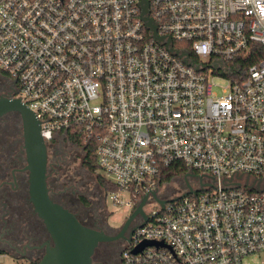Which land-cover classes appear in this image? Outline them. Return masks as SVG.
Instances as JSON below:
<instances>
[{
	"label": "built area",
	"instance_id": "1",
	"mask_svg": "<svg viewBox=\"0 0 264 264\" xmlns=\"http://www.w3.org/2000/svg\"><path fill=\"white\" fill-rule=\"evenodd\" d=\"M143 1L0 0V70L46 143L70 128L96 139L113 202L132 209L154 191L166 200L146 212L121 264H264V58L221 94L210 81L251 42L264 46V0H147L163 41ZM168 37L190 43L200 69ZM174 162L188 172L166 196ZM144 240L162 244L134 253Z\"/></svg>",
	"mask_w": 264,
	"mask_h": 264
},
{
	"label": "flooded vegetation",
	"instance_id": "2",
	"mask_svg": "<svg viewBox=\"0 0 264 264\" xmlns=\"http://www.w3.org/2000/svg\"><path fill=\"white\" fill-rule=\"evenodd\" d=\"M16 97H19L17 80L0 70V98ZM46 144L50 197L69 208L84 225L109 236L96 247V260L121 264L127 241L143 216L136 215L125 229L123 225H111L107 195L102 192L97 177L93 189L88 183L87 193L78 186L92 181L85 174L92 172L84 166V146L69 135ZM27 165L23 117L19 111H8L0 116V252L23 259L21 264L38 262L48 245L53 244L51 234L31 200ZM93 190L97 191L94 193Z\"/></svg>",
	"mask_w": 264,
	"mask_h": 264
},
{
	"label": "water",
	"instance_id": "3",
	"mask_svg": "<svg viewBox=\"0 0 264 264\" xmlns=\"http://www.w3.org/2000/svg\"><path fill=\"white\" fill-rule=\"evenodd\" d=\"M143 20L152 30L154 38L163 41L165 37L158 33L155 20L149 15V2L143 1ZM169 49L183 57L187 64L200 69L190 53L180 52L173 46L171 37L166 39ZM19 111L24 120L25 146L27 149V168L30 171V195L35 211L43 219L45 226L51 234L53 244H49L45 254L37 264H110L98 261L94 257L96 247L100 241L109 239L103 232L84 225L69 208L54 201L49 195L47 186V144L41 134V122L34 111L29 108L20 97L6 99L0 98V116L8 111ZM188 175H195L194 172ZM191 192L194 190L190 189ZM153 198L165 205L166 200L161 199L154 191ZM149 202V195H145L123 224L125 229L131 220L138 214L143 216V224L148 217L144 205ZM131 241V238H129ZM162 244L153 240H144L133 249L134 253L142 250L146 245Z\"/></svg>",
	"mask_w": 264,
	"mask_h": 264
},
{
	"label": "trees",
	"instance_id": "4",
	"mask_svg": "<svg viewBox=\"0 0 264 264\" xmlns=\"http://www.w3.org/2000/svg\"><path fill=\"white\" fill-rule=\"evenodd\" d=\"M173 44L178 48H186L190 53L191 57L200 62L199 57L194 53L192 46L188 42L174 40ZM264 58V46L259 42H251L249 47L235 54L231 59L224 60L225 69H220V71H215L220 73L226 78L232 81H242L246 78L248 70L251 65L258 63ZM68 134L71 139L81 143L84 146L85 157L84 166L87 167L91 172L95 173L101 188L104 189L106 195L112 191L118 190V186L106 178L104 175L97 172L99 168L97 159V141L96 139H87V133L82 131H75V129L70 128ZM188 172V169L184 167L181 162H174L164 170L163 181H172L175 178L183 177ZM139 202H137L133 209L136 208ZM38 262L28 263L37 264Z\"/></svg>",
	"mask_w": 264,
	"mask_h": 264
},
{
	"label": "rangeland",
	"instance_id": "5",
	"mask_svg": "<svg viewBox=\"0 0 264 264\" xmlns=\"http://www.w3.org/2000/svg\"><path fill=\"white\" fill-rule=\"evenodd\" d=\"M203 60L207 61L208 58L203 57ZM210 81L213 83V91L215 93H218V94H221L223 92V88L228 86V84H229L228 79L225 76L217 74V73H212L211 71H210ZM97 172L99 174H102L105 176L102 169L98 168ZM85 174L88 176V178L92 179V181H90L91 183L85 182L83 185H78V186L80 187L82 192L87 193V190H89L88 183L91 184V187L93 189L94 188L93 183L95 182V180H96L95 177L97 175L93 172L92 173L85 172ZM81 177H82V175H81ZM78 178H80V177H78ZM94 178H95V180H94ZM184 184H185V178L184 177L175 178L174 180H172L168 183V188H166V187L162 188L163 193L166 196L176 194L184 186ZM101 190L103 193L106 194V192L104 191L103 188H101ZM93 191L95 193L97 190L96 191L93 190ZM121 197L123 198V200H128L127 195H124ZM107 206L109 209V211H107V214L109 215V222L111 225L117 226V227H121L125 223L127 218L130 216V214L133 212V208L131 209L130 206L113 202V200L110 198V194L107 195ZM157 206H158V204L156 203V201L152 200V201H150L144 205V210H145V212H148ZM255 261H256V259L252 258V259L247 261V264L253 263ZM22 262H24L23 259H16L15 257H13L12 255H10L8 253L0 252V264H21Z\"/></svg>",
	"mask_w": 264,
	"mask_h": 264
}]
</instances>
